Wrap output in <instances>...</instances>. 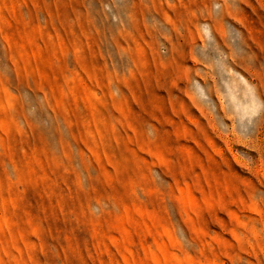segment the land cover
<instances>
[{
  "label": "rangeland",
  "instance_id": "rangeland-1",
  "mask_svg": "<svg viewBox=\"0 0 264 264\" xmlns=\"http://www.w3.org/2000/svg\"><path fill=\"white\" fill-rule=\"evenodd\" d=\"M0 264H264V0H0Z\"/></svg>",
  "mask_w": 264,
  "mask_h": 264
},
{
  "label": "bare ground",
  "instance_id": "bare-ground-1",
  "mask_svg": "<svg viewBox=\"0 0 264 264\" xmlns=\"http://www.w3.org/2000/svg\"><path fill=\"white\" fill-rule=\"evenodd\" d=\"M229 9V8H228ZM207 10V9H206ZM229 11H227V13H228ZM229 14H230V12H229ZM229 137V136H228ZM230 139V138H229ZM231 140V139H230ZM232 151V150H231Z\"/></svg>",
  "mask_w": 264,
  "mask_h": 264
}]
</instances>
